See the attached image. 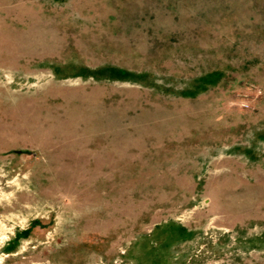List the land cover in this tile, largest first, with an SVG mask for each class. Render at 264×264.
Masks as SVG:
<instances>
[{
	"label": "rangeland",
	"instance_id": "1",
	"mask_svg": "<svg viewBox=\"0 0 264 264\" xmlns=\"http://www.w3.org/2000/svg\"><path fill=\"white\" fill-rule=\"evenodd\" d=\"M0 264H264V0H0Z\"/></svg>",
	"mask_w": 264,
	"mask_h": 264
},
{
	"label": "trees",
	"instance_id": "2",
	"mask_svg": "<svg viewBox=\"0 0 264 264\" xmlns=\"http://www.w3.org/2000/svg\"><path fill=\"white\" fill-rule=\"evenodd\" d=\"M10 245V244H9ZM6 248V250H12L14 248V246H9Z\"/></svg>",
	"mask_w": 264,
	"mask_h": 264
}]
</instances>
